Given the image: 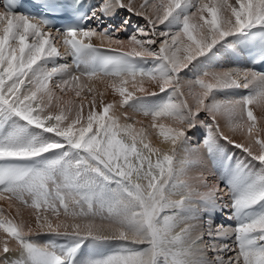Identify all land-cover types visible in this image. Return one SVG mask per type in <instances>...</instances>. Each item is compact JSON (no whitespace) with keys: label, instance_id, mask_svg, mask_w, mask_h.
<instances>
[{"label":"snow or ice","instance_id":"obj_1","mask_svg":"<svg viewBox=\"0 0 264 264\" xmlns=\"http://www.w3.org/2000/svg\"><path fill=\"white\" fill-rule=\"evenodd\" d=\"M23 7L4 0L0 10V200L33 208L38 231L0 208L7 234L0 264H264V138L254 113V106L264 112V71L214 66L229 38L264 35V0H143L139 9L133 0H100L82 15L84 0H33L39 15L16 11ZM119 9L130 13L120 28L102 26ZM47 15L78 20L56 28ZM132 15L145 23L128 50L119 40L116 49L92 43L94 37L113 42ZM93 20L95 27L88 23ZM68 56L79 75L56 63ZM257 58L264 63V56ZM149 62L150 69L140 67ZM185 70L200 73L187 81V96ZM100 75L119 78L111 84L119 101L105 103L100 94L98 102L94 95L85 116L83 100L76 106L55 96V88L63 92L81 76ZM144 79L155 81L159 92L143 87ZM125 106L150 115L149 127L171 147L154 145L147 128L137 129L142 122L119 110ZM162 118L176 127L158 123ZM221 120L248 143L225 135ZM199 126L213 158L221 140L246 155L247 162L235 165L225 157L220 179L226 191L202 177L195 187L180 178L200 164V149L188 147L189 131ZM178 149L190 155L178 159ZM216 212H227L235 226L214 227ZM204 217L203 224L192 223ZM40 236L65 242L41 245ZM89 245L95 251L84 258Z\"/></svg>","mask_w":264,"mask_h":264},{"label":"bare ground","instance_id":"obj_2","mask_svg":"<svg viewBox=\"0 0 264 264\" xmlns=\"http://www.w3.org/2000/svg\"><path fill=\"white\" fill-rule=\"evenodd\" d=\"M96 1H98L99 3H100V0H86V2H88V4H89V6H94L95 4H97L96 3ZM128 1L127 0H125V3H127ZM233 2H234V0H233ZM0 10H4L1 6H0ZM117 13L118 14H120L119 13V10L117 11ZM109 19H111V21L112 22H114L113 20H112V18H108V20ZM131 19H133L132 17H131ZM106 20V19H105ZM105 20H104V22H105ZM131 21V20H130ZM104 22H103V25H104ZM136 22H138V21H136ZM111 22L110 21H108L107 22V24H110ZM115 24H117L118 25V22L117 21H115ZM139 24L141 25V24H143L142 22H139ZM102 25V26H103ZM117 25H115V28H118L117 27ZM139 25V26H140ZM136 26V25H135ZM143 26V25H142ZM120 28V27H119ZM136 28V27H135ZM100 29L98 28L97 29V31H99ZM124 33H125V35H126V32L125 31H119V32H117L116 34H114L113 35V37H112V40H113V42H109L108 40H101L100 38H98V37H94V38H92V43L95 45H105V46H109V47H115V48H119V47H121V45H119V44H117V43H115L114 41H116V40H122L123 41V47H124V49L125 50H128V43H129V40L130 39H128V40H125L124 38H126V37H124L123 35H124ZM136 34V33H135ZM121 35V36H120ZM128 35V34H127ZM129 36V35H128ZM124 37V38H123ZM137 38L139 39V38H141V36L140 35H137ZM237 40H234V42L235 43H233V39H232V37L229 39V41H230V45L231 46H233L234 48H235V50H236V56H234L233 54H231V53H229L228 51H226V52H224L225 53V55H223V56H220L219 58H217V60H218V63L217 64H215L214 66L216 67L217 65H220L221 63H222V66H219V67H222L223 68V70H227V69H230V68H234V67H232V64L233 65H240V67H243V68H252L253 69V67H252V65L249 63V62H247L245 59H244V57H242V55H241V50H240V47L238 46V44H237V42H238V39H239V37H237L236 38ZM119 40V41H120ZM229 44V43H228ZM224 49H225V47H224ZM61 50H63V49H61ZM229 54H228V53ZM221 55V54H220ZM229 55H230V58H229ZM238 59V60H237ZM61 62H64L65 61V63H67V64H69L70 66H72V64L70 63V56H68V57H64V58H61V60H60ZM69 62V63H68ZM63 64V63H62ZM149 64V69L153 66L152 65V63L151 62H149L148 63ZM254 70V69H253ZM256 71V70H255ZM72 72H73V74H76V75H79V72H77L73 67H72ZM195 75L197 74L196 72L194 73ZM189 77L190 78H194V76L193 75H189ZM65 78H67V77H65ZM84 78H85V80L86 81H84ZM110 79H118L119 80V78H117V77H113V76H104V75H100L99 77H96V78H92V79H89V78H86V77H84V76H81V78H80V80L78 81L79 82V84H83L82 85V87H83V89H82V91L83 92H85V91H88L87 89L89 88V87H91L92 89H93V92H89L90 94H88L90 97H89V99H88V97H85V99L87 98L88 100H90L91 101V99H92V97L95 95L96 96V98H97V101L99 102V100H100V94H103V101L105 102V103H110V102H112V101H119L120 100V96H119V94H117V93H114V91H113V89H112V87H111V84L113 83H110L109 81H110ZM109 80V81H108ZM187 81H189V78L187 79V78H185V79H183V78H181V84H182V86H183V90H184V92H185V95L187 96V94H188V89H187V87H186V84H187ZM77 82V81H76ZM154 83V84H153ZM74 84V83H73ZM129 89H130V87L131 88H133V84H132V82H131V80H130V78H129ZM155 84H157L155 81H152V80H149V79H144V81H143V83H142V86L143 87H145L148 91H153L155 88L154 87H156V89L157 88H159V85L157 84V86H152L151 88L149 87V86H151V85H155ZM139 86H141V84H140V82H139V79H138V81H137V87H139ZM155 89V90H156ZM81 91V90H80ZM66 92V91H65ZM67 93L68 94H70L71 93V91H68L67 90ZM86 93V92H85ZM137 94H141V93H137ZM67 101H71L70 99H64L63 100V102H67ZM73 102V101H72ZM74 103V102H73ZM189 103H191V98L189 97ZM57 104V103H56ZM98 106H99V104H98ZM90 107V105L88 104L87 105V108L86 109H88ZM255 107V106H254ZM257 108V107H256ZM54 109V108H53ZM259 109V108H258ZM55 111L57 110V105H56V107H55V109H54ZM89 110V109H88ZM119 110L120 111H125V109H123V108H119ZM259 111H260V113H259V123L261 124V127L263 128V130H264V112H262L261 111V109H259ZM84 112H85V116H86V110H84ZM126 112V111H125ZM129 112V111H128ZM131 113V112H130ZM133 115V117H135L137 120L136 121H140V116L139 115H134V114H132ZM129 116H131V115H129ZM261 117V118H260ZM166 119V118H165ZM170 119V118H169ZM171 121V120H170ZM141 122V121H140ZM164 123V122H163ZM172 124H175V122H173ZM176 125V124H175ZM169 126V125H168ZM140 127H145V128H147V130H148V134H149V136H150V139H151V141H152V143L154 144V145H156V146H160V147H162V148H164V149H168V148H170L171 147V145L169 144V143H162V138H160L158 135L157 136H152L150 133L151 132H154V130L153 129H151L149 126H143L142 125V123L141 124H137V129H139ZM225 131L227 132L228 130L227 129H225ZM263 135H264V132H263ZM222 141V140H221ZM248 142V139H247V136L246 137H242V140H241V142ZM223 142V141H222ZM206 150V149H205ZM207 152V151H206ZM236 153V151H233L232 152V154L233 153ZM234 153V154H235ZM228 154V153H227ZM233 154V155H234ZM201 155V154H200ZM235 156V155H234ZM184 157V155H183V152H180L179 151V149H178V159L179 158H183ZM227 157V156H226ZM207 159H208V161H207ZM216 160L214 161L215 162V166L217 167V168H213L214 167V165H212V164H214L213 162L211 163V161L209 160V158H208V153L206 154V157H205V162H207V164L204 166L203 165V167H201L202 169H204L209 175H211L212 177L213 176H216L217 177V175H218V177L219 176H221V173L223 172V171H225V158L222 160H220L219 159V157L218 156H216V158H215ZM235 159H237L236 157H235ZM234 159V161L235 162H233V165H235L236 163H237V161ZM240 160V159H239ZM244 161H246V159L244 160ZM209 162H210V164H209ZM247 162V161H246ZM223 165V166H222ZM197 167V166H196ZM199 167V166H198ZM212 167V168H211ZM210 168L213 170L212 171V173H211V171H210ZM195 171H197V169L195 170ZM222 183V182H221ZM221 187V186H220ZM223 188V190L224 191H226L227 189H226V187H222ZM29 198V197H28ZM176 198H178V197H176ZM30 199V198H29ZM5 206V211H4V216L5 217H10V218H15L16 220H20L21 222H23V223H25L26 222V220H28L27 218H33L34 219V211L32 210V209H30L31 207H27V209H29V210H27L26 208H24V206L19 202V201H17V200H12V201H8V200H0V208H3ZM6 209H8V210H10L9 212L11 213V215L12 216H10V215H7V213H6ZM18 210V211H17ZM62 219L64 218L63 216L61 217ZM31 220V219H30ZM32 221V220H31ZM30 221V222H31ZM34 222V221H33ZM35 223V222H34ZM193 223V222H192ZM26 224H30L29 223V221H28V223L26 222ZM25 229H27V227H25ZM178 230V229H177ZM200 231H203V229L201 228V229H198L197 230V233H199ZM196 233V234H197ZM196 234H194L193 236H195ZM4 235H7L6 233H4L3 232V230L2 229H0V240H2L3 238H5V236ZM46 238V237H45ZM47 240H49V236L46 238ZM46 239H43V238H37V242L38 243H40L41 245H43L44 243H46L47 242V240ZM9 243H10V247H12V248H16L17 247V244H16V242L14 241V240H11V238H9ZM104 250H106V249H102L101 251H104ZM91 254H93V252H92V250L90 249V248H87V249H85L84 250V253H83V255H84V258H88V256H90Z\"/></svg>","mask_w":264,"mask_h":264},{"label":"rangeland","instance_id":"obj_3","mask_svg":"<svg viewBox=\"0 0 264 264\" xmlns=\"http://www.w3.org/2000/svg\"><path fill=\"white\" fill-rule=\"evenodd\" d=\"M128 1V0H127ZM143 2V0H133V4H134V7H136L137 9H139V5L141 4ZM124 12V13H123ZM119 15H117V12L115 13V15H113V16H111V17H114L116 20H117V22L118 23H122V21L124 20L123 18H121L122 16L123 17H125L126 18V16L128 15H130V13H128L127 12V10L126 9H119ZM125 15V16H124ZM133 19H130L131 21H138V22H142L143 24H141L140 26H142V25H144V23H145V21H144V19L142 18V17H140L139 15H132L131 16ZM110 20V19H109ZM104 26V25H103ZM139 26V27H140ZM117 27L119 28V26L117 25ZM121 31H124V30H121ZM137 32V31H136ZM135 33V32H134ZM121 36V35H120ZM124 37H126V38H124L125 40H128V39H130V37L131 36H128L127 34L125 35V33H124V35H123ZM142 38V37H141ZM237 37H232V39H233V43H235L234 42V40H237L236 39ZM140 39V38H139ZM230 39V38H229ZM120 40V39H119ZM120 41H122V40H120ZM229 44H231V43H229ZM219 47V46H218ZM224 52H226L225 51V49H224V47L223 48H221V50H220V52L219 53H217V58H219L220 56H223V55H225V53ZM228 53V52H227ZM221 54V55H220ZM229 54V53H228ZM229 58H230V55H229ZM203 59V58H202ZM61 59H59V60H57V64H62V62L60 61ZM238 60V59H237ZM65 63V61L63 62V64ZM69 63V62H68ZM219 66H222V63L220 64V65H217L216 66V70H223V68L222 67H219ZM48 67L49 68H51V67H53V65H51V64H49L48 65ZM232 67H240V65L238 64H236V65H233L232 64ZM71 71H72V69H71ZM197 73L196 75L194 74V73ZM200 73L199 72H197V71H188V70H185V73H182L181 74V78H183V79H185V78H189V75H193L194 76V78L196 79L197 78V76L199 75ZM87 78V77H86ZM58 79H59V77H57V78H55V80H54V82H53V84H51L50 85V87H54V84H55V82L56 81H58ZM191 79H193V78H189V80H191ZM84 81H86L85 80V78H84ZM109 81V80H108ZM113 81H116L117 83L119 82V80L118 79H110V83H112ZM74 84H72L71 85V87H70V89L68 90V91H71V93L70 94H68L67 93V90H66V92L65 91H60V89H58V88H55L54 89V91H55V96H57V97H61L62 98V101L61 102H63V100L64 99H70L71 101H73L74 102V105H76V106H78L79 105V103H80V101L81 100H83V103H84V105H85V109L84 110H86V112H88V109H86L87 108V105L89 104V101L90 100H88L89 99V95L88 94H90L88 91H85V92H83L82 91V89H83V87H82V85L83 84H79V82L77 81H75V82H73ZM154 84V83H153ZM129 85L130 84H128V85H126V87H129ZM154 87V86H157V84H155V85H151V86H149L150 88L151 87ZM183 87V86H182ZM155 89H156V87H154ZM151 90V91H149V92H159V91H157V90ZM77 90H81V96L80 97H77L76 95H75V92L77 91ZM129 90H132V88L130 87V89ZM137 95H139V94H137ZM140 95H142V94H140ZM85 97H88V99L86 98L85 99ZM149 102H155V98H149ZM157 103L159 102V101H156ZM56 103H58L57 102V100L55 99V97H54V99H53V108L55 109V107H56ZM100 106V105H99ZM53 109V110H54ZM123 109H125V111L128 113V115H131V117H133V115L132 114H134V115H139L141 118H140V121L142 122V125L143 126H149L151 123H152V117L150 116V115H145L144 114V112L143 111H136V110H134V109H132V108H130V107H127V106H125V107H123ZM55 111V110H54ZM129 111V112H128ZM131 112V113H130ZM254 113H255V115L257 116V121H258V123H257V128H258V130H260L259 131V134H260V136L262 137V138H264V135H263V132H264V130H263V128L261 127V124L259 123V113H260V111H259V109L258 108H256V107H254ZM86 115H87V113H86ZM134 118V120L136 121L137 119L135 118V117H133ZM261 118V117H260ZM199 119L200 120H205V116L202 114L200 117H199ZM171 120V121H170ZM129 122H132V121H129ZM158 123H162V124H165L166 126H171V127H176V125L175 124H172L174 121L172 120V119H169V118H162V119H160L159 121H157ZM164 122V123H163ZM220 127H221V130L224 132V134L225 135H228V136H230L232 139H234L237 143H244V144H247L248 142L246 141V142H241V140H242V137H246V134H244V133H241V132H233V131H231L230 130V128H229V126L223 121V120H221L220 121ZM225 129H227L228 131L226 132L225 131ZM204 133H205V129L202 127V126H199V127H197V128H194V129H192L191 131H189V133H188V135H189V137H190V142H189V145H188V147L189 148H192V147H198L199 149H200V151H199V153H198V156H199V159H200V164L197 166V167H191V168H189L188 170H187V172H186V175H184V176H182V177H180L181 179H183V180H186V181H188L190 184H192L194 187L195 186H197L198 184H199V182H200V179H201V177L202 178H204V179H206L209 183H211V184H217V183H219L220 184V186H221V188H222V183H221V181H220V178H221V176H219L218 177V175H217V177L216 176H211V175H209L204 169H202L201 167H203V165L205 164H207V162H205L206 160H205V157H206V154H207V152H206V150H205V148H204V146H203V137H204ZM152 136H157L158 135V130H154V132H151L150 133ZM220 145H221V152L217 155L218 157H219V159L221 160H223L226 156H228V155H230V154H232V152L233 151H236V153L233 155L234 156V158H233V161H234V159H235V157L237 158V159H235L236 161H244L245 159H246V155H245V153H243L240 149H237V148H235V147H233L232 145H230V144H228L227 142H225V141H220ZM228 153V154H227ZM201 154V155H200ZM222 154H226V155H224L223 156V158H222ZM183 155H184V157H186V156H189L190 154L189 153H183ZM240 159V160H239ZM207 161H208V159H207ZM235 162V161H234ZM246 162V161H245ZM212 163V162H211ZM209 164H210V162H209ZM204 165V166H205ZM212 165H214V167L213 168H217L215 165V163L214 164H212ZM212 168V167H211ZM210 168V171H211V173H212V169ZM197 169V171H195ZM223 189V188H222ZM204 189L203 188H201V191H203ZM173 198H176V197H173ZM25 199H28V198H26L25 197ZM23 205V204H22ZM24 206V208H26L27 209V207L28 206H25V205H23ZM3 209L5 210V206L3 207ZM30 209H32L33 211H34V209L33 208H30ZM27 210H29V209H27ZM10 210H8V209H6V213H7V215H10V216H12L11 215V213L9 212ZM221 213V212H220ZM49 215V218H51V214L49 213L48 214ZM34 219L33 218H27L28 220H26V222L28 223V221H29V223L30 224H26V222L24 223L25 224V227H32L33 229H34V231H38V229H36V227H35V212H34ZM207 219H209V217H204L203 218V220H200V221H192L193 223H199V224H203V222H204V220H207ZM211 219V221H212V224H213V226L215 227L216 225H220L219 224V222H217V221H221L222 219H223V217H221V215L219 214V212H216V213H214L213 215H212V217L210 218ZM16 220V219H15ZM214 220V221H213ZM215 220H217V221H215ZM31 221V222H30ZM34 221V222H33ZM16 222L17 223H20L21 221L18 219V220H16ZM214 222H215V225H214ZM97 223H99V221H97ZM197 232H195V233H193V235L194 234H196ZM198 234V233H197ZM5 237L7 236V235H4ZM47 238V236H40V237H38V238H43V239H46ZM47 240V239H46ZM48 241V240H47ZM116 243V242H115ZM229 243H231V241H229ZM88 248H90L91 250H92V252H94L95 251V249L91 246V245H89V247ZM209 255H211V253H209Z\"/></svg>","mask_w":264,"mask_h":264},{"label":"crops","instance_id":"obj_4","mask_svg":"<svg viewBox=\"0 0 264 264\" xmlns=\"http://www.w3.org/2000/svg\"><path fill=\"white\" fill-rule=\"evenodd\" d=\"M190 78V77H189ZM195 78L191 79V80H194ZM157 91H159V88L156 89Z\"/></svg>","mask_w":264,"mask_h":264}]
</instances>
